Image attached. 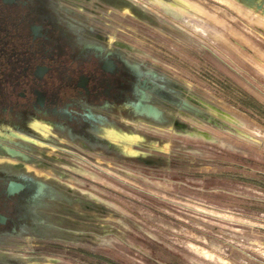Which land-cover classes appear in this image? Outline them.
<instances>
[{
    "label": "rangeland",
    "instance_id": "obj_1",
    "mask_svg": "<svg viewBox=\"0 0 264 264\" xmlns=\"http://www.w3.org/2000/svg\"><path fill=\"white\" fill-rule=\"evenodd\" d=\"M170 1L81 2L109 48L199 111L161 104L165 124L105 131L109 148L42 138L25 164L71 201L55 237L9 240L0 264H264V2Z\"/></svg>",
    "mask_w": 264,
    "mask_h": 264
},
{
    "label": "flooded vegetation",
    "instance_id": "obj_2",
    "mask_svg": "<svg viewBox=\"0 0 264 264\" xmlns=\"http://www.w3.org/2000/svg\"><path fill=\"white\" fill-rule=\"evenodd\" d=\"M81 1L0 0V247L55 237L52 211L71 201L25 164L42 138L59 134L109 148L105 131L137 119L165 124L161 104L188 110L171 87L178 84L109 48L88 27L82 11L89 4Z\"/></svg>",
    "mask_w": 264,
    "mask_h": 264
},
{
    "label": "crops",
    "instance_id": "obj_3",
    "mask_svg": "<svg viewBox=\"0 0 264 264\" xmlns=\"http://www.w3.org/2000/svg\"><path fill=\"white\" fill-rule=\"evenodd\" d=\"M228 27L226 28V31L230 34L231 37H236L235 35H237L238 32L241 33V31H239L236 27V25L234 24L233 20H230V22H226ZM226 34V33H223ZM221 45V44H220ZM225 47V46H224ZM231 51V50H230ZM232 52V51H231ZM259 106L256 105L255 107H246L245 109L247 110H256ZM262 175L264 176V172H262Z\"/></svg>",
    "mask_w": 264,
    "mask_h": 264
},
{
    "label": "water",
    "instance_id": "obj_4",
    "mask_svg": "<svg viewBox=\"0 0 264 264\" xmlns=\"http://www.w3.org/2000/svg\"><path fill=\"white\" fill-rule=\"evenodd\" d=\"M242 1L247 2L249 4H254L257 0H242ZM263 2H264V0H263ZM257 8L263 10V12H264V4H257ZM184 106L188 110H195L196 112L199 111L198 108H194L188 101H184ZM153 112H155V111L153 110Z\"/></svg>",
    "mask_w": 264,
    "mask_h": 264
},
{
    "label": "bare ground",
    "instance_id": "obj_5",
    "mask_svg": "<svg viewBox=\"0 0 264 264\" xmlns=\"http://www.w3.org/2000/svg\"><path fill=\"white\" fill-rule=\"evenodd\" d=\"M181 14H184V13L181 11L180 15H181ZM184 15H186V14H184ZM200 27H201V26H200ZM213 35H214V34H213ZM216 35H217V34H216Z\"/></svg>",
    "mask_w": 264,
    "mask_h": 264
},
{
    "label": "trees",
    "instance_id": "obj_6",
    "mask_svg": "<svg viewBox=\"0 0 264 264\" xmlns=\"http://www.w3.org/2000/svg\"><path fill=\"white\" fill-rule=\"evenodd\" d=\"M95 264H98V263H95Z\"/></svg>",
    "mask_w": 264,
    "mask_h": 264
}]
</instances>
